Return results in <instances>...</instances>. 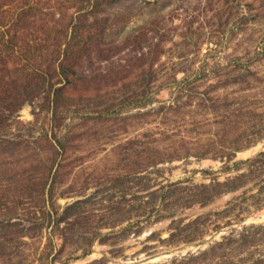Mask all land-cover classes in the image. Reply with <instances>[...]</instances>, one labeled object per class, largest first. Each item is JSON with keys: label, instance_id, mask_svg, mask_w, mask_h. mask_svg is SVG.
Here are the masks:
<instances>
[{"label": "rangeland", "instance_id": "1", "mask_svg": "<svg viewBox=\"0 0 264 264\" xmlns=\"http://www.w3.org/2000/svg\"><path fill=\"white\" fill-rule=\"evenodd\" d=\"M0 264H264V0H0Z\"/></svg>", "mask_w": 264, "mask_h": 264}, {"label": "bare ground", "instance_id": "2", "mask_svg": "<svg viewBox=\"0 0 264 264\" xmlns=\"http://www.w3.org/2000/svg\"><path fill=\"white\" fill-rule=\"evenodd\" d=\"M255 150V149H254Z\"/></svg>", "mask_w": 264, "mask_h": 264}]
</instances>
